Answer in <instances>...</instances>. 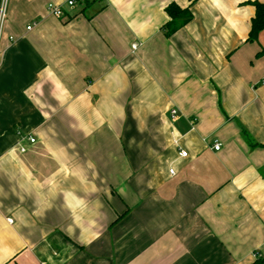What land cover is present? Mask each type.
Wrapping results in <instances>:
<instances>
[{"label":"crops","instance_id":"obj_1","mask_svg":"<svg viewBox=\"0 0 264 264\" xmlns=\"http://www.w3.org/2000/svg\"><path fill=\"white\" fill-rule=\"evenodd\" d=\"M253 1L197 0L167 37L188 0H0V264L264 257Z\"/></svg>","mask_w":264,"mask_h":264},{"label":"trees","instance_id":"obj_2","mask_svg":"<svg viewBox=\"0 0 264 264\" xmlns=\"http://www.w3.org/2000/svg\"><path fill=\"white\" fill-rule=\"evenodd\" d=\"M197 0H188L186 8H180L176 4L171 3L165 8L168 22L162 27L165 36L169 37L184 27L191 19L192 15L190 7ZM254 8V16L250 22V30L247 42L255 41L258 33L264 29V1H253L250 3ZM251 264H264V257H255Z\"/></svg>","mask_w":264,"mask_h":264},{"label":"built area","instance_id":"obj_3","mask_svg":"<svg viewBox=\"0 0 264 264\" xmlns=\"http://www.w3.org/2000/svg\"><path fill=\"white\" fill-rule=\"evenodd\" d=\"M99 0H64L63 4H64V7L68 10H74L78 7H81V6H84L88 3H95ZM47 12L54 18L56 19H62L65 17V12L66 10L61 7V6H58V5H55V4H48L47 5V8H46ZM3 19H4V16H3V10H1L0 12V37H1V28H2V23H3ZM27 30H30V27H27ZM10 41H12V38H9ZM135 46H133V49L135 50ZM177 115V112L175 110H172L170 112V116L174 119ZM30 143H34V140L33 139H30ZM212 149L214 151H219L221 149V145L220 143H217V142H214V144L212 145ZM179 155L181 157H186V153L183 152V151H180ZM170 173H172L170 171Z\"/></svg>","mask_w":264,"mask_h":264}]
</instances>
